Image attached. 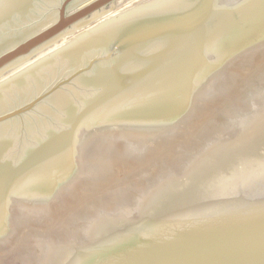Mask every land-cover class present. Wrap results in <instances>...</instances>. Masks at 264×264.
<instances>
[{
	"label": "water",
	"instance_id": "water-1",
	"mask_svg": "<svg viewBox=\"0 0 264 264\" xmlns=\"http://www.w3.org/2000/svg\"><path fill=\"white\" fill-rule=\"evenodd\" d=\"M0 264H264V0H0Z\"/></svg>",
	"mask_w": 264,
	"mask_h": 264
}]
</instances>
